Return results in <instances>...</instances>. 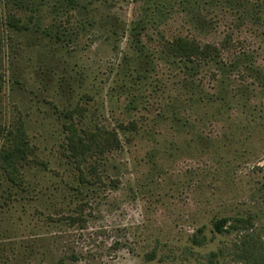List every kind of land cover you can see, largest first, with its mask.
I'll return each mask as SVG.
<instances>
[{"label":"rangeland","instance_id":"374dc122","mask_svg":"<svg viewBox=\"0 0 264 264\" xmlns=\"http://www.w3.org/2000/svg\"><path fill=\"white\" fill-rule=\"evenodd\" d=\"M233 1L0 0V123L44 163L0 168V264H264V0ZM70 121L120 146L78 167Z\"/></svg>","mask_w":264,"mask_h":264},{"label":"trees","instance_id":"16d2710c","mask_svg":"<svg viewBox=\"0 0 264 264\" xmlns=\"http://www.w3.org/2000/svg\"><path fill=\"white\" fill-rule=\"evenodd\" d=\"M73 1L75 0H67V2ZM228 1L235 4L233 0ZM8 21L16 29H24L25 27L22 18L18 15H10ZM237 43L238 41L233 38L232 34L226 32L217 42H203L193 37L175 36L172 39L163 40L162 48L169 55L178 58L180 61L199 65L206 59L221 58L225 52L232 50ZM79 109L76 107L75 109L68 110L67 115H72L74 111ZM66 128V147L78 167L81 162L91 158L104 157L106 152L120 146V140L114 128L96 126L94 130H82L80 132L72 121L68 123ZM34 153L35 146L30 143L24 123L21 120L13 129H7L0 123V168L9 181L20 186L24 182L22 169L25 164L30 161L44 164L36 158ZM80 179L82 182L88 183H95L96 180L89 181L82 171H80ZM67 218L73 221L77 217L68 215ZM227 221L226 217L214 220V230L219 233L223 232V227Z\"/></svg>","mask_w":264,"mask_h":264}]
</instances>
